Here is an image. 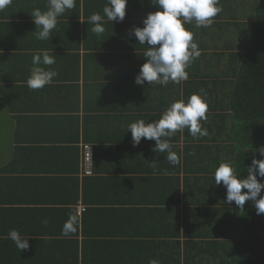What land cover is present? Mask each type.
I'll return each mask as SVG.
<instances>
[{
    "label": "crops",
    "instance_id": "0c3cea01",
    "mask_svg": "<svg viewBox=\"0 0 264 264\" xmlns=\"http://www.w3.org/2000/svg\"><path fill=\"white\" fill-rule=\"evenodd\" d=\"M237 2L0 0V264H175L201 252L212 235L186 231L195 205L181 76L173 50L151 37L166 23L204 37L196 26L207 19L245 20L255 8ZM226 32L225 47L237 45ZM164 78L163 105L178 104L168 111L157 105ZM206 154L191 162L197 179ZM192 188L204 209L219 193Z\"/></svg>",
    "mask_w": 264,
    "mask_h": 264
},
{
    "label": "trees",
    "instance_id": "16d2710c",
    "mask_svg": "<svg viewBox=\"0 0 264 264\" xmlns=\"http://www.w3.org/2000/svg\"><path fill=\"white\" fill-rule=\"evenodd\" d=\"M253 1L255 8L245 20L217 14L205 26H196L204 37L181 33L176 41L178 35L167 23L151 37L156 49L159 44L158 48L173 50L174 68L181 76L180 136L187 142L185 172L187 186H191V208L195 205L186 231L190 236L203 235L205 240L208 233L212 235L202 243L201 252L181 254L175 264H264V0ZM225 29L237 45L229 42L230 48L225 47ZM206 68L212 72L204 74ZM165 80L159 84L163 102L157 105L168 111L178 104L163 105L166 90L171 89ZM204 151L207 165L202 162L205 173L197 179L191 162L199 168ZM201 183L219 191L212 194L217 198L211 199L207 209L200 201L204 192L192 188ZM195 244L200 249L198 243L190 246Z\"/></svg>",
    "mask_w": 264,
    "mask_h": 264
},
{
    "label": "built area",
    "instance_id": "2783aa9c",
    "mask_svg": "<svg viewBox=\"0 0 264 264\" xmlns=\"http://www.w3.org/2000/svg\"><path fill=\"white\" fill-rule=\"evenodd\" d=\"M84 175H94L95 163H94V151L91 145H84Z\"/></svg>",
    "mask_w": 264,
    "mask_h": 264
},
{
    "label": "rangeland",
    "instance_id": "374dc122",
    "mask_svg": "<svg viewBox=\"0 0 264 264\" xmlns=\"http://www.w3.org/2000/svg\"><path fill=\"white\" fill-rule=\"evenodd\" d=\"M250 1L254 2L253 0H250Z\"/></svg>",
    "mask_w": 264,
    "mask_h": 264
}]
</instances>
